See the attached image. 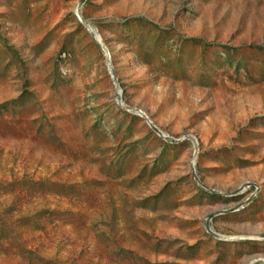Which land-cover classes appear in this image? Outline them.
<instances>
[{
    "label": "rangeland",
    "instance_id": "1",
    "mask_svg": "<svg viewBox=\"0 0 264 264\" xmlns=\"http://www.w3.org/2000/svg\"><path fill=\"white\" fill-rule=\"evenodd\" d=\"M0 264H264V0H0Z\"/></svg>",
    "mask_w": 264,
    "mask_h": 264
}]
</instances>
